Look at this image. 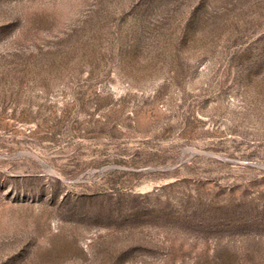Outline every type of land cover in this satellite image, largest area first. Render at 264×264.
I'll return each instance as SVG.
<instances>
[{"label":"rangeland","instance_id":"1","mask_svg":"<svg viewBox=\"0 0 264 264\" xmlns=\"http://www.w3.org/2000/svg\"><path fill=\"white\" fill-rule=\"evenodd\" d=\"M0 264H264V0H0Z\"/></svg>","mask_w":264,"mask_h":264}]
</instances>
